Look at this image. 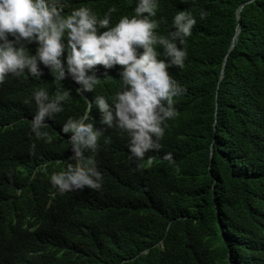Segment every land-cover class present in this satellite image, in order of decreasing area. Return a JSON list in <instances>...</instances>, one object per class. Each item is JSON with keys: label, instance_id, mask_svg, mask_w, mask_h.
I'll list each match as a JSON object with an SVG mask.
<instances>
[{"label": "trees", "instance_id": "16d2710c", "mask_svg": "<svg viewBox=\"0 0 264 264\" xmlns=\"http://www.w3.org/2000/svg\"><path fill=\"white\" fill-rule=\"evenodd\" d=\"M64 1L101 17L115 7L112 20L135 8ZM178 10L197 20L170 74L186 91L144 179L129 174L122 140L110 135L97 158L102 189L50 196L49 174L71 147L56 128L37 138L33 99H14L13 76L0 85V264H264V183L252 186L264 159V0H159L160 34ZM73 108L85 106H65L59 120Z\"/></svg>", "mask_w": 264, "mask_h": 264}, {"label": "clouds", "instance_id": "9594fccd", "mask_svg": "<svg viewBox=\"0 0 264 264\" xmlns=\"http://www.w3.org/2000/svg\"><path fill=\"white\" fill-rule=\"evenodd\" d=\"M195 2V0H194ZM64 0H0V85L21 83L13 97L35 103L31 131L48 138L55 129L71 151L48 177L49 194L90 188L101 190L97 158L110 135L122 140V158L133 177L153 167L163 145L166 121L176 115L174 98L186 89L173 78L183 67L185 38L197 24L189 10H178L167 35L157 17L159 0H135L132 15L112 20L115 7L103 17L92 8L69 9ZM71 10V11H70ZM206 12L201 11V19ZM51 76L43 78L44 74ZM40 78V79H38ZM72 118L60 121L65 106ZM66 133V136L59 132ZM37 146H30L36 155ZM164 160L173 161L171 153ZM253 185L264 183V159L254 169Z\"/></svg>", "mask_w": 264, "mask_h": 264}, {"label": "water", "instance_id": "95a60500", "mask_svg": "<svg viewBox=\"0 0 264 264\" xmlns=\"http://www.w3.org/2000/svg\"><path fill=\"white\" fill-rule=\"evenodd\" d=\"M233 48V45L231 46V49Z\"/></svg>", "mask_w": 264, "mask_h": 264}]
</instances>
